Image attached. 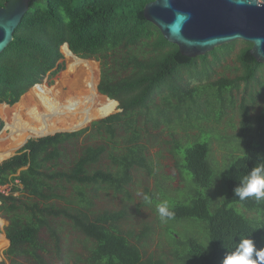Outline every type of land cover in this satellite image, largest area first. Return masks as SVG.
<instances>
[{
	"label": "trees",
	"instance_id": "obj_1",
	"mask_svg": "<svg viewBox=\"0 0 264 264\" xmlns=\"http://www.w3.org/2000/svg\"><path fill=\"white\" fill-rule=\"evenodd\" d=\"M6 1L0 0V6ZM148 1L30 0L13 40L0 53V103L14 104L54 68L59 74L79 72L76 56L84 53L100 62L98 91L117 100L121 109L95 122L99 123L95 130L105 133L101 135L103 141L82 146L65 165L48 167L47 163L63 159L64 143L82 131L30 138L16 155L0 164V185L11 183L8 194L0 192V213L7 219L4 231L9 239L0 264H69L72 258L75 264H165L161 255L143 258L139 246L123 233L121 224L128 215L125 206L95 210L93 198L102 188L128 194L130 169L147 164L145 146L138 141L141 132L138 119L158 127L161 119L171 120L170 111L166 112L169 108L178 111L182 105L188 109L189 117L192 105L201 104L197 97L202 93L207 95L204 105H222L223 91L238 88L241 82L248 86L264 63L250 54L252 43L243 41L244 46L236 54L240 74L220 77L198 87L181 85L178 79L184 71L198 79L208 76V55L217 60V54L229 53L237 40L204 55L184 56L176 44L167 41L144 17ZM64 43L72 51L66 46L61 51ZM199 65L202 69L198 71ZM41 86L62 91L59 83L37 84L17 104H0L3 120L10 111L35 102L51 108L52 125L34 128L30 137L81 127L87 119L90 122L99 119L117 105H100L94 97L70 103ZM95 86L91 92L98 93ZM87 92L81 90L77 100ZM229 101L232 102L231 98ZM239 105L238 132L235 146L231 145L239 152L230 154L222 173L224 193L218 199L214 200L211 192L217 172L209 161L208 142L201 135H211L210 132L201 131L199 139L186 140L182 147L175 143L182 154L176 166L189 180L186 195L176 199L162 194L165 200L154 199L156 209L167 201L175 212L174 219L165 222L168 224L164 227L172 239L173 264H219L225 252L233 250L241 238H251L257 249H264V200L241 201L233 193L242 175L264 163V105L256 116L254 131L246 104L241 101ZM32 107L37 106L24 109ZM102 126L104 130L100 131ZM121 128L128 136L122 146H117L115 142L122 135H117L116 130ZM106 153L111 166L103 168L98 163ZM17 190L25 195H14ZM58 199L64 203H58ZM211 204L215 206L211 208ZM241 209L259 216L248 217ZM181 222L200 225L197 235L176 229L175 225ZM65 226L90 240L87 254L63 250ZM41 231L45 238L40 237Z\"/></svg>",
	"mask_w": 264,
	"mask_h": 264
},
{
	"label": "rangeland",
	"instance_id": "obj_2",
	"mask_svg": "<svg viewBox=\"0 0 264 264\" xmlns=\"http://www.w3.org/2000/svg\"><path fill=\"white\" fill-rule=\"evenodd\" d=\"M243 46L244 42L242 40H237L229 53H224L222 56L217 54L219 55L217 60H214L213 56L209 54L207 57L208 63H210L208 76L205 75V77L198 79L192 77L189 71H184L178 80L181 85L185 87H198L220 77H235L241 72L240 64L236 59V54ZM76 63L79 72H73L72 74L63 72L59 74L58 72H55L56 68H54L49 71L42 82H40V84L45 83L47 86H53L56 83H59L62 91L48 89L44 86L41 87L48 92L58 94L70 103H81L88 98L94 97L96 102L103 106H106V103L117 104L115 100L107 99L105 96L101 95L97 89L100 78L99 60H97L94 56L83 53L77 54ZM196 69L199 71L202 69V66L199 65ZM95 84L98 93L91 92V89L94 88ZM83 89H86L88 92L83 98L77 100V95H80L81 90ZM29 91L30 89H28L22 97L27 95L26 93ZM223 96L224 103H222V105L214 103L213 105L207 106L203 104L204 97H207V95L204 93L200 94L197 98L201 104L192 105L191 108L193 111L190 113L189 117H187V113L189 111L184 105H182L178 111L169 108L166 112L169 113L170 111L171 120L166 122L161 119L162 123L159 124L158 127H153V123L144 124L142 119H138V123L141 125V132L138 137V141L145 146L143 149L144 154L146 155L144 162L147 164L139 166L135 165L130 169L131 178L128 180V184L126 185L129 192L128 194L116 192L110 188H102L93 198V207L95 210H112L118 209L121 206L126 207L128 215L126 217L127 219L122 222L121 228L123 229V233L128 235L129 240L139 246L143 258L150 255H153L154 257L161 255L165 259V264H173V259L175 257L172 253H170L172 249V239L164 229L165 225L167 226L168 223L162 222L157 217L158 213L154 199L161 201L165 200V198L162 197V194L170 195L176 199L182 198L186 195L189 180L188 178H184V172L179 171L176 166L177 162L182 160V154L179 152L178 148L179 146H184L186 140L192 141L196 138L199 139L201 131L210 132L211 134L209 135L203 133L201 135L202 140H206V142H208L209 161L212 168H214V171L217 172L216 177L214 178L213 186L211 187L214 200L216 198L218 199L224 193L222 173L226 171L227 163L231 158L230 154L239 152L236 147L235 149L231 148V145L234 144L235 146L236 134L238 132L240 119L238 114L240 107L239 104L241 101H244L246 104L245 106L248 108V114L252 121V130L254 131L256 126V116L260 113V110L264 105V68L258 71L256 78L252 80L248 86H245V84L241 82L238 88L230 90L225 89L223 91ZM230 98L232 102L229 101ZM156 100H158V97H156ZM18 102L19 101L15 104ZM31 106L37 107L24 109V111L29 112L31 110H35L39 113L41 118V123L32 128H49L52 125L50 120H53L51 108L45 103L37 102L24 106V108ZM21 108L23 107H20L19 109ZM19 109L15 112H18ZM114 109L115 110L107 114L106 117L121 111L118 105H116ZM216 109L219 110L218 114L215 113ZM106 117L103 116L102 118L95 119L91 122L87 119V122L83 126L75 129L56 130L29 138L37 139L40 138V136L53 135L52 133L54 132L82 131L78 137L72 141L64 143L65 148L63 151V159L60 158V160L55 163L53 161L47 163L48 167H60L61 165L69 163L75 154L80 151L82 146L87 143H97L99 141H103L101 135H105V133L95 130L97 124H99L95 122ZM0 121V140H2L3 137L5 138L10 134L11 130L6 127V120H3L0 117ZM99 130L103 131L104 127H99ZM122 130V128L121 130H116L117 135H122L117 139L120 141V144H118V141L115 142L117 146H122L124 144L123 139L128 136ZM93 132L94 134H92ZM98 133L101 134L99 135ZM2 142L3 144L0 145L4 147L9 146L7 141L2 140ZM175 143L179 146H176ZM21 147L16 151H19ZM106 155L107 153L98 163L99 166L103 168L111 166V160ZM4 159L5 158L2 160ZM16 183L18 184L19 180ZM18 187H20V184ZM10 189L11 187L8 185H0V191H3L6 194L10 192ZM14 195H21L23 197L25 194L21 190H17L14 192ZM144 195L150 197V203L145 202ZM57 202L64 203L60 199H58ZM214 206H212V204L210 205L211 208ZM241 211H243L248 217L259 216L256 212L246 209H241ZM7 223V219L0 213V232L3 236V241L0 245L1 247L5 246V248L0 251V257L2 258L3 254L1 255V253H4L5 249L9 245V240L4 231ZM175 227L183 232L186 229V231L192 233L194 236L197 235L200 229V225L197 227L188 222L177 223ZM64 229V239L62 242L63 250L67 252L70 250L75 253H84V255L87 254V247L91 245L90 240H88L85 236L70 230L68 226H65ZM143 233H147V236H143ZM40 237L45 238V233L43 231L40 232ZM73 261L74 258L70 260L69 264H75Z\"/></svg>",
	"mask_w": 264,
	"mask_h": 264
},
{
	"label": "water",
	"instance_id": "obj_3",
	"mask_svg": "<svg viewBox=\"0 0 264 264\" xmlns=\"http://www.w3.org/2000/svg\"><path fill=\"white\" fill-rule=\"evenodd\" d=\"M29 7L30 0H7L0 6V53L13 40L15 28ZM143 14L184 56L204 55L217 46L242 40L252 43L250 54L264 63V0H149ZM63 46L72 51L67 43Z\"/></svg>",
	"mask_w": 264,
	"mask_h": 264
},
{
	"label": "clouds",
	"instance_id": "obj_4",
	"mask_svg": "<svg viewBox=\"0 0 264 264\" xmlns=\"http://www.w3.org/2000/svg\"><path fill=\"white\" fill-rule=\"evenodd\" d=\"M233 193L241 201L248 198L264 200V163L257 164L242 175ZM144 200L151 202L147 195H144ZM156 210L162 222L175 217V212L170 210L167 201L157 205ZM219 264H264V249H257L251 238H241L235 243L233 250L225 252Z\"/></svg>",
	"mask_w": 264,
	"mask_h": 264
},
{
	"label": "bare ground",
	"instance_id": "obj_5",
	"mask_svg": "<svg viewBox=\"0 0 264 264\" xmlns=\"http://www.w3.org/2000/svg\"><path fill=\"white\" fill-rule=\"evenodd\" d=\"M4 120H6V127H8L11 131L8 136L6 135L7 137H3L2 139L3 141H7L9 143V146L4 147L0 145V161L3 158L9 157L16 150H18V148H20L23 143L30 137L33 130L32 127H35L41 123V118L38 112H36L35 110L26 112L24 111V108L19 109L18 112L10 111L4 117ZM2 140H0V144H3ZM2 241L3 236L0 235L1 244Z\"/></svg>",
	"mask_w": 264,
	"mask_h": 264
},
{
	"label": "built area",
	"instance_id": "obj_6",
	"mask_svg": "<svg viewBox=\"0 0 264 264\" xmlns=\"http://www.w3.org/2000/svg\"><path fill=\"white\" fill-rule=\"evenodd\" d=\"M15 182H18V180H15ZM4 185H8L9 187H10V185H11V183H7V184H4ZM0 192H3V191H0ZM4 193V192H3ZM2 233L0 232V235H1ZM3 248H5V246L3 247H1V245H0V251H2L3 250Z\"/></svg>",
	"mask_w": 264,
	"mask_h": 264
},
{
	"label": "crops",
	"instance_id": "obj_7",
	"mask_svg": "<svg viewBox=\"0 0 264 264\" xmlns=\"http://www.w3.org/2000/svg\"><path fill=\"white\" fill-rule=\"evenodd\" d=\"M2 254H3V255H2ZM1 255L3 256V258L0 257V262L4 259V253L2 252Z\"/></svg>",
	"mask_w": 264,
	"mask_h": 264
}]
</instances>
